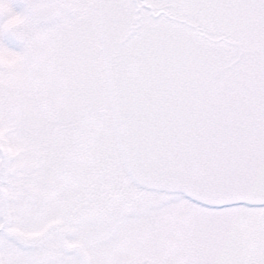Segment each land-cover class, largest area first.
<instances>
[{"label": "snow or ice", "instance_id": "snow-or-ice-1", "mask_svg": "<svg viewBox=\"0 0 264 264\" xmlns=\"http://www.w3.org/2000/svg\"><path fill=\"white\" fill-rule=\"evenodd\" d=\"M0 50V264H264V0H0Z\"/></svg>", "mask_w": 264, "mask_h": 264}, {"label": "clouds", "instance_id": "clouds-1", "mask_svg": "<svg viewBox=\"0 0 264 264\" xmlns=\"http://www.w3.org/2000/svg\"><path fill=\"white\" fill-rule=\"evenodd\" d=\"M7 23L9 28H14L23 24L24 18L19 15H14L9 17ZM17 60L18 57L9 53L7 50H0V64L11 67L17 63Z\"/></svg>", "mask_w": 264, "mask_h": 264}, {"label": "rangeland", "instance_id": "rangeland-1", "mask_svg": "<svg viewBox=\"0 0 264 264\" xmlns=\"http://www.w3.org/2000/svg\"><path fill=\"white\" fill-rule=\"evenodd\" d=\"M17 10H19V8H17ZM18 50V49H17Z\"/></svg>", "mask_w": 264, "mask_h": 264}]
</instances>
